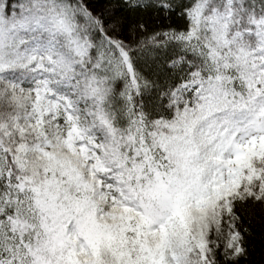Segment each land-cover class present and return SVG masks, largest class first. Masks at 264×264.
<instances>
[{
  "label": "snow or ice",
  "instance_id": "obj_1",
  "mask_svg": "<svg viewBox=\"0 0 264 264\" xmlns=\"http://www.w3.org/2000/svg\"><path fill=\"white\" fill-rule=\"evenodd\" d=\"M0 264H264V0H0Z\"/></svg>",
  "mask_w": 264,
  "mask_h": 264
}]
</instances>
